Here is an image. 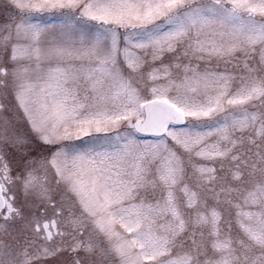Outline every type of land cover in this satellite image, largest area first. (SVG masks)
I'll return each mask as SVG.
<instances>
[{
  "label": "snow or ice",
  "instance_id": "obj_1",
  "mask_svg": "<svg viewBox=\"0 0 264 264\" xmlns=\"http://www.w3.org/2000/svg\"><path fill=\"white\" fill-rule=\"evenodd\" d=\"M0 16V264H264V0Z\"/></svg>",
  "mask_w": 264,
  "mask_h": 264
},
{
  "label": "rangeland",
  "instance_id": "obj_2",
  "mask_svg": "<svg viewBox=\"0 0 264 264\" xmlns=\"http://www.w3.org/2000/svg\"><path fill=\"white\" fill-rule=\"evenodd\" d=\"M4 2H5V0H0V4H3ZM3 19H4V17L3 16H0V22H3ZM41 22L42 23H46V24H52V25L59 26L62 23V20H61V18L58 15H53V16L45 15L42 18ZM165 62H167V61H165ZM9 99H11V97H9ZM22 127H25L26 128V125H22ZM98 135H104V134H98ZM138 138L139 139H145V140L154 139V137L151 136V135H142V134H139L138 135ZM82 139L84 141H87L88 138L87 137H84Z\"/></svg>",
  "mask_w": 264,
  "mask_h": 264
},
{
  "label": "flooded vegetation",
  "instance_id": "obj_3",
  "mask_svg": "<svg viewBox=\"0 0 264 264\" xmlns=\"http://www.w3.org/2000/svg\"><path fill=\"white\" fill-rule=\"evenodd\" d=\"M62 258H58L57 260H50L48 261V264H58V260Z\"/></svg>",
  "mask_w": 264,
  "mask_h": 264
},
{
  "label": "water",
  "instance_id": "obj_4",
  "mask_svg": "<svg viewBox=\"0 0 264 264\" xmlns=\"http://www.w3.org/2000/svg\"><path fill=\"white\" fill-rule=\"evenodd\" d=\"M142 135H150V134H142Z\"/></svg>",
  "mask_w": 264,
  "mask_h": 264
}]
</instances>
